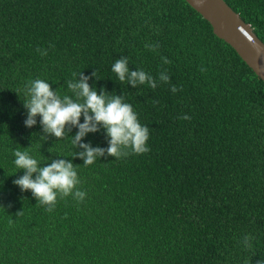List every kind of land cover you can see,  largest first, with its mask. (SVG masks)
Listing matches in <instances>:
<instances>
[{
    "label": "trees",
    "instance_id": "trees-1",
    "mask_svg": "<svg viewBox=\"0 0 264 264\" xmlns=\"http://www.w3.org/2000/svg\"><path fill=\"white\" fill-rule=\"evenodd\" d=\"M224 1L264 42V0ZM85 78L105 103L132 106L148 152L110 155L102 123L75 144L78 124L61 137L39 114L25 124L34 80L83 105L70 85ZM81 144L103 154L86 165ZM16 150L37 161L32 179L64 160L77 182L43 203L13 183L27 171ZM261 260L264 82L201 14L185 0H0V264Z\"/></svg>",
    "mask_w": 264,
    "mask_h": 264
},
{
    "label": "clouds",
    "instance_id": "clouds-1",
    "mask_svg": "<svg viewBox=\"0 0 264 264\" xmlns=\"http://www.w3.org/2000/svg\"><path fill=\"white\" fill-rule=\"evenodd\" d=\"M113 71L123 80L127 71L126 61H117L113 65ZM131 76L133 78L138 77L140 82L145 80L143 72H133ZM86 79L78 85H70V87L81 89L80 95L86 98L83 105L70 102L67 97H65V103L62 104L47 82L39 79L34 80L30 89L31 99L26 102L28 119L25 124L29 127L32 126L36 122L34 117L39 114L45 129L51 131L56 137L63 135L67 123L78 124L80 131L73 141V144H75L87 132L96 131L97 124L102 123L111 137L110 146L107 149L110 155H120L119 145L131 147L132 153L135 154L148 152L149 148L146 141L149 138V130L137 122V116L133 112L132 106L122 103L119 97L105 103L103 94L98 95L96 91L90 90ZM132 82L135 83V79ZM89 110L93 115L88 114ZM82 112L84 113V123L79 124ZM181 118L189 119L190 117L185 115ZM80 146L86 149L85 153H81L82 156H86V165L93 162L94 154H103L102 149H93L87 144H81ZM14 155L16 157L15 165L27 171L25 175L14 180L13 183L19 185L21 190L31 189L33 195L40 198L43 203L54 204L56 200L54 189H59L68 194L77 182L76 173L72 170L73 166L70 162L66 163L64 160L54 161L50 165L41 168L39 175L32 179L31 174L37 171V161L19 150H16ZM77 195L83 198L85 193L78 192ZM257 264H264V260L258 261Z\"/></svg>",
    "mask_w": 264,
    "mask_h": 264
},
{
    "label": "water",
    "instance_id": "water-1",
    "mask_svg": "<svg viewBox=\"0 0 264 264\" xmlns=\"http://www.w3.org/2000/svg\"><path fill=\"white\" fill-rule=\"evenodd\" d=\"M264 82V42L224 0H185Z\"/></svg>",
    "mask_w": 264,
    "mask_h": 264
}]
</instances>
